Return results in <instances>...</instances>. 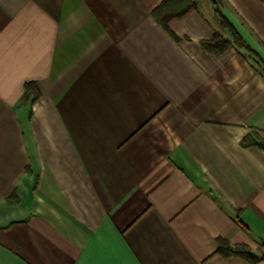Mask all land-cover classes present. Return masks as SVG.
Returning a JSON list of instances; mask_svg holds the SVG:
<instances>
[{"label": "crops", "instance_id": "obj_1", "mask_svg": "<svg viewBox=\"0 0 264 264\" xmlns=\"http://www.w3.org/2000/svg\"><path fill=\"white\" fill-rule=\"evenodd\" d=\"M163 1L0 0V264H264V74ZM219 9L264 58V0Z\"/></svg>", "mask_w": 264, "mask_h": 264}, {"label": "trees", "instance_id": "obj_2", "mask_svg": "<svg viewBox=\"0 0 264 264\" xmlns=\"http://www.w3.org/2000/svg\"><path fill=\"white\" fill-rule=\"evenodd\" d=\"M214 6V12L216 18L219 21L220 26L226 29L231 36V40L223 37L219 32H215L211 39L202 40V46L215 53L220 54L230 46H235L242 51V55L252 56L255 60L257 68L262 74H264V58H262L257 51L253 50L251 46L242 38L232 23L222 14L219 9L220 0H211ZM195 8V2L192 0H164L156 8L152 10V16L155 20L167 31L168 21L177 16L184 15L188 10ZM33 91V84L27 83L25 85L24 98L28 99ZM9 200V199H8ZM218 253L222 257H228L230 255H237L246 259L249 263H253L258 259L247 246L245 245H231L229 242L223 239L218 241Z\"/></svg>", "mask_w": 264, "mask_h": 264}]
</instances>
